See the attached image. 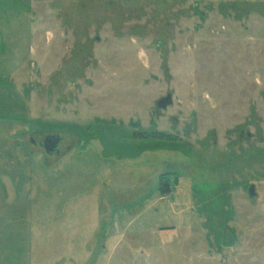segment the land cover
<instances>
[{
	"label": "rangeland",
	"instance_id": "obj_1",
	"mask_svg": "<svg viewBox=\"0 0 264 264\" xmlns=\"http://www.w3.org/2000/svg\"><path fill=\"white\" fill-rule=\"evenodd\" d=\"M0 264H264V0H0Z\"/></svg>",
	"mask_w": 264,
	"mask_h": 264
},
{
	"label": "flooded vegetation",
	"instance_id": "obj_2",
	"mask_svg": "<svg viewBox=\"0 0 264 264\" xmlns=\"http://www.w3.org/2000/svg\"><path fill=\"white\" fill-rule=\"evenodd\" d=\"M32 148L41 152V155L45 157H60L62 155V144L64 140L59 135L40 136L37 138H27Z\"/></svg>",
	"mask_w": 264,
	"mask_h": 264
},
{
	"label": "water",
	"instance_id": "obj_3",
	"mask_svg": "<svg viewBox=\"0 0 264 264\" xmlns=\"http://www.w3.org/2000/svg\"><path fill=\"white\" fill-rule=\"evenodd\" d=\"M172 103V99H171V96L168 95L167 97L161 99L158 103V106L159 108H166L167 106H169L170 104ZM248 193L251 197H254L255 196V187L254 186H251L249 189H248Z\"/></svg>",
	"mask_w": 264,
	"mask_h": 264
},
{
	"label": "trees",
	"instance_id": "obj_4",
	"mask_svg": "<svg viewBox=\"0 0 264 264\" xmlns=\"http://www.w3.org/2000/svg\"><path fill=\"white\" fill-rule=\"evenodd\" d=\"M159 191H161V187H160Z\"/></svg>",
	"mask_w": 264,
	"mask_h": 264
}]
</instances>
